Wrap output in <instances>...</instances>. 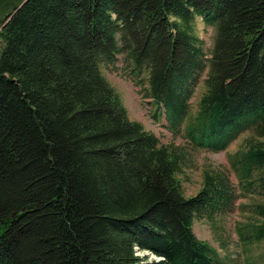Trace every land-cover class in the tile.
I'll return each mask as SVG.
<instances>
[{
  "label": "trees",
  "instance_id": "16d2710c",
  "mask_svg": "<svg viewBox=\"0 0 264 264\" xmlns=\"http://www.w3.org/2000/svg\"><path fill=\"white\" fill-rule=\"evenodd\" d=\"M196 16L216 31L208 58ZM0 41V264H227L193 225L241 197L239 240L264 241V0H0ZM119 53L190 144L252 129L227 156L237 189L205 170L184 195L182 152L102 71Z\"/></svg>",
  "mask_w": 264,
  "mask_h": 264
},
{
  "label": "rangeland",
  "instance_id": "374dc122",
  "mask_svg": "<svg viewBox=\"0 0 264 264\" xmlns=\"http://www.w3.org/2000/svg\"><path fill=\"white\" fill-rule=\"evenodd\" d=\"M194 33L199 39L204 55L208 58L214 44L215 28L206 25L201 16H196ZM1 46L0 41V48ZM207 58L204 59L207 60ZM206 68L194 86L193 96L189 99L191 111L196 109V101L203 91ZM102 71L108 82L120 95L129 118L138 121L145 130L154 133L161 144L177 147L182 152L178 176L185 196H192L199 190L205 170L225 172L237 189V182L229 167L227 156L245 146L248 140L254 139L251 128L239 133L224 150L213 152L207 148L196 147L190 144L182 136V133L169 129L163 109L157 107L145 94L146 88H148L144 79L146 74L136 75L130 62L126 59L125 53H119L112 64L103 66ZM247 202H249V198L241 197L236 200L230 210L214 216L213 223L205 219H197L193 225L195 235L214 246L221 260L227 264H264V241L244 246L235 229L237 222L244 220L245 216L237 204ZM137 253H141V251H137ZM149 258L153 257L149 255Z\"/></svg>",
  "mask_w": 264,
  "mask_h": 264
}]
</instances>
